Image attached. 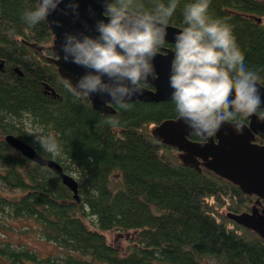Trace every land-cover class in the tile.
<instances>
[{"label": "trees", "instance_id": "1", "mask_svg": "<svg viewBox=\"0 0 264 264\" xmlns=\"http://www.w3.org/2000/svg\"><path fill=\"white\" fill-rule=\"evenodd\" d=\"M193 2L179 0L168 24L182 29L184 7ZM36 6L0 0V186L9 193L0 194V215L31 220L58 255L0 240V264H264L263 239L229 218L264 209V201L205 167L183 164L174 147L152 137L155 125L177 117L171 100L134 101L127 110L114 105V114L102 115L74 96L50 60L47 24L30 27L22 19ZM207 14L231 27L264 85V2L210 0ZM37 125L55 134L60 156L27 136ZM7 134L57 162L77 182L79 200L46 166L9 146ZM111 230L124 235V249L107 241Z\"/></svg>", "mask_w": 264, "mask_h": 264}, {"label": "clouds", "instance_id": "2", "mask_svg": "<svg viewBox=\"0 0 264 264\" xmlns=\"http://www.w3.org/2000/svg\"><path fill=\"white\" fill-rule=\"evenodd\" d=\"M37 0V6L26 9L22 19L35 27L48 23L55 12L79 18V3L69 0ZM103 12L91 30L64 32L58 60L83 68L84 74L73 85L64 78L68 90L77 98L90 102L93 95L107 97L105 105L127 110L134 96L159 76L153 63L165 45L168 23L179 0H100ZM210 0H195L185 5L183 28L174 36L173 59L168 85L172 90L177 119L195 136L214 137L225 125L242 134L244 121L259 114L264 120V100L258 86L260 75L250 69L239 49L231 27L208 16ZM90 14L94 16L92 10ZM51 25L62 27L58 20ZM51 29V28H50ZM94 32L95 35L86 34ZM150 78V79H149ZM103 115V114H102ZM106 122L118 127L119 118L107 115ZM33 143L54 158L61 146L54 133L39 125L27 134Z\"/></svg>", "mask_w": 264, "mask_h": 264}, {"label": "water", "instance_id": "3", "mask_svg": "<svg viewBox=\"0 0 264 264\" xmlns=\"http://www.w3.org/2000/svg\"><path fill=\"white\" fill-rule=\"evenodd\" d=\"M68 2L69 0H64L59 7L63 9ZM77 2L79 3L78 19H74L71 14L63 15L55 12L48 17L50 27L45 22L52 35L51 52L53 57L50 60L56 66L59 76L62 79H71L73 85L76 84L85 70L70 62L65 63L63 59L58 60L56 54L62 57L60 44L63 40V33L83 32L85 31V25L91 30L95 20L102 18L101 13L104 10L100 0H77ZM89 9L92 10L94 16L90 14ZM52 20H58L62 27L58 28L51 25ZM181 30V28L168 24L166 41L174 44V36ZM86 34L95 35L91 31ZM172 59L173 51L171 49H165L164 52H160L155 57L153 63L159 79L151 81L154 87L145 88L142 95L133 97L132 102L155 103L171 100L170 93L172 90L168 85V77ZM258 86L261 88L262 100H264V85L258 83ZM107 99V97L102 98L93 95L90 102L87 101L97 113L114 114L115 109L113 106L105 105ZM189 132L191 131L177 117L162 120L151 129V135L155 140L174 147L179 152L178 156L183 164L199 171L197 159H200L208 170L235 184L242 192L264 201V144L257 145L252 142L254 137L264 141V120L259 118V114L247 119L242 134H237L230 125L223 126L214 136L216 141L213 140V137L206 138L202 136L204 139L202 142H195L187 138ZM3 140L24 158L38 165L46 166L69 189L72 198L75 201L79 200L77 182L71 175L63 172L57 162L41 157L31 146L13 135L7 134L3 137ZM229 218L235 223L254 231L264 241V209L258 210L255 206H252L249 211L229 215Z\"/></svg>", "mask_w": 264, "mask_h": 264}, {"label": "rangeland", "instance_id": "4", "mask_svg": "<svg viewBox=\"0 0 264 264\" xmlns=\"http://www.w3.org/2000/svg\"><path fill=\"white\" fill-rule=\"evenodd\" d=\"M261 1L264 2V0ZM0 194L6 196L9 193L0 186ZM35 229V224L31 220H10L0 215V240L11 242L14 246H27L35 250L40 256L58 255V250L53 244L37 237L34 232ZM105 236L110 244L121 249H124L127 245L124 235L113 230L105 232Z\"/></svg>", "mask_w": 264, "mask_h": 264}, {"label": "flooded vegetation", "instance_id": "5", "mask_svg": "<svg viewBox=\"0 0 264 264\" xmlns=\"http://www.w3.org/2000/svg\"><path fill=\"white\" fill-rule=\"evenodd\" d=\"M172 45H173L172 43L166 42L165 45L162 47V49H161L160 52L161 53L164 52L165 49H171L174 52V49H173ZM112 106H114V105H112ZM244 124H247V119L244 121ZM190 133L192 134V132H189V134ZM188 135H187V138L190 139ZM190 140H192V139H190ZM203 140L204 139L202 138V136H199L198 139H194L192 141L202 142ZM213 140L216 141V139L214 137H213ZM252 142L255 143V144H257V145H263L264 144V141L262 139L258 138V137H254L253 140H252ZM197 165H198L199 168L200 167H204L203 161H201L200 159H197Z\"/></svg>", "mask_w": 264, "mask_h": 264}]
</instances>
